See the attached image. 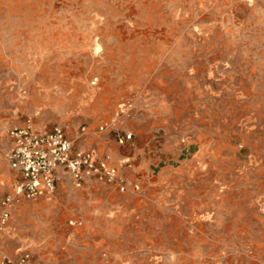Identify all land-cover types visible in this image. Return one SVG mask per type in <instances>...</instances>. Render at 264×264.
I'll return each instance as SVG.
<instances>
[{
  "label": "rangeland",
  "instance_id": "374dc122",
  "mask_svg": "<svg viewBox=\"0 0 264 264\" xmlns=\"http://www.w3.org/2000/svg\"><path fill=\"white\" fill-rule=\"evenodd\" d=\"M28 120L74 150H126L108 152L131 158L141 189L107 199L89 183L99 206L75 227L81 214L59 213L68 193L51 210L22 201L0 255L264 264V0H0V203L15 178L7 130Z\"/></svg>",
  "mask_w": 264,
  "mask_h": 264
},
{
  "label": "built area",
  "instance_id": "2783aa9c",
  "mask_svg": "<svg viewBox=\"0 0 264 264\" xmlns=\"http://www.w3.org/2000/svg\"><path fill=\"white\" fill-rule=\"evenodd\" d=\"M106 128L105 124L99 130L104 131ZM85 131L83 127L82 132ZM7 135L11 143L8 162L12 169L20 173L21 179L15 184L13 194L0 203V231L10 220L12 206L24 200L54 195L60 171L69 174L78 188L89 182H101L115 186L120 193H126L129 189L138 192L141 189L138 182L130 183L127 177V172L133 169L131 158L116 159L111 154L96 157L89 150H74L61 127L41 133L28 120L24 125L8 128ZM132 138V134H124L118 137V142L124 145ZM70 224L73 225V222ZM0 264L32 262L30 254L25 253L18 259L0 255Z\"/></svg>",
  "mask_w": 264,
  "mask_h": 264
},
{
  "label": "crops",
  "instance_id": "0c3cea01",
  "mask_svg": "<svg viewBox=\"0 0 264 264\" xmlns=\"http://www.w3.org/2000/svg\"><path fill=\"white\" fill-rule=\"evenodd\" d=\"M125 134H128V133H125ZM127 143H129V142H127ZM113 149H115V150H113ZM108 150L114 151V152H117V150H118V152H121L122 154H127L126 150L120 151V149H117V147L114 144H109L108 140L105 138H101V139L96 140L92 150H89V151H91L96 157H100L99 153H101V151H106L103 155L111 154L112 156H114V154L108 152ZM103 155H101V156H103ZM9 167L14 172L15 178H14V183L12 185V191L7 196H10L13 194L15 184L21 179L20 173L17 172L16 170L12 169L10 164H9ZM130 171L127 172V177H128L129 182L130 183L138 182V180H133L130 178V174H129ZM67 176L70 177L69 174H67L66 172H63V171H60L58 173L59 179L57 182L56 193H59V194L68 193L71 196V197H68L69 200L67 202H65V200H63V198H62V200L66 203L67 206L63 207L61 212H59V213H61V214L63 213V215L65 213L68 215H72V214L75 215V213L78 212L79 214H81V217H77V218L70 220V222H73V225H71L73 227L80 226L82 224V222H81L82 217L88 216L89 213L92 211V208L94 206H95V208H96V206H99L97 204H91L90 202H86V200L83 199L82 191L84 190L86 185H88L90 183L91 185L87 189L92 188L91 190L97 192V194H98V196H100V198L104 197L107 199H114L111 196V194H114L117 192V189L115 188V186L105 184V183H101V182H89V183L85 184L82 188H78L76 186L73 187L71 185V183H69V180H67V178H66ZM55 194L52 196L43 197V198H45V200L38 202L35 205H32L33 208H34V206H36L37 210L38 209L43 210V208H46V210H51L52 206L55 205V203L53 204L52 202L61 200V198L60 199L59 198L53 199ZM7 196H5L4 198H6ZM43 198H41V199H43ZM98 200H100V199L99 198L96 199V201H98ZM98 208H100V207H98ZM13 209L17 210L18 207L15 206ZM110 212H112V210H110ZM77 222H81V224H77ZM25 253L26 252L20 254L17 258H11V259H18Z\"/></svg>",
  "mask_w": 264,
  "mask_h": 264
}]
</instances>
